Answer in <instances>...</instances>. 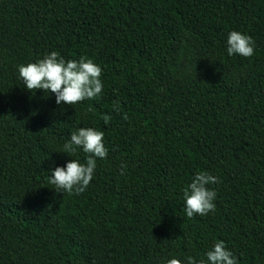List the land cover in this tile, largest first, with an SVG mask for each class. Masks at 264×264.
<instances>
[{
	"label": "trees",
	"instance_id": "1",
	"mask_svg": "<svg viewBox=\"0 0 264 264\" xmlns=\"http://www.w3.org/2000/svg\"><path fill=\"white\" fill-rule=\"evenodd\" d=\"M230 31L253 56H228ZM51 51L100 65L102 94L69 106L26 90L18 65ZM195 55L215 66L183 82ZM80 127L108 155L86 191L57 193L51 170L86 159L62 152ZM200 171L221 181L216 209L189 219ZM218 240L264 264V0H0V264L199 261Z\"/></svg>",
	"mask_w": 264,
	"mask_h": 264
},
{
	"label": "clouds",
	"instance_id": "2",
	"mask_svg": "<svg viewBox=\"0 0 264 264\" xmlns=\"http://www.w3.org/2000/svg\"><path fill=\"white\" fill-rule=\"evenodd\" d=\"M228 56L239 55L249 58L255 53V41L250 35L240 31H230L226 39ZM20 81L26 90L35 93L44 90L55 96L57 105H74L85 100H94L99 97L104 88L102 81L103 69L91 58L86 56L77 59L65 60L57 51H51L26 65H18ZM91 111V108L89 109ZM118 111V109H117ZM105 124L111 117L104 115ZM127 120L125 113L122 117ZM82 149L86 159L81 162L71 159L63 167L51 170L48 183L54 185L57 193L79 195L86 191L94 178L97 159H105L108 148L104 144V132L92 127H80L73 131L70 140L63 145V151L68 156L77 149ZM126 165H121V174H124ZM221 183L217 176L207 171L195 173L191 182L183 189L184 211L191 219L194 216H206L216 209L217 192L209 187ZM206 260L199 261L192 256L186 259L171 258L166 264H238V258L229 250L223 240L216 241L211 249L205 253Z\"/></svg>",
	"mask_w": 264,
	"mask_h": 264
},
{
	"label": "rangeland",
	"instance_id": "3",
	"mask_svg": "<svg viewBox=\"0 0 264 264\" xmlns=\"http://www.w3.org/2000/svg\"><path fill=\"white\" fill-rule=\"evenodd\" d=\"M195 60L192 64H188L181 73L180 80L187 82L196 76H203L209 72L215 66V58L212 56H194ZM247 75V70L243 69L238 73H231L230 77L232 81L237 82Z\"/></svg>",
	"mask_w": 264,
	"mask_h": 264
}]
</instances>
